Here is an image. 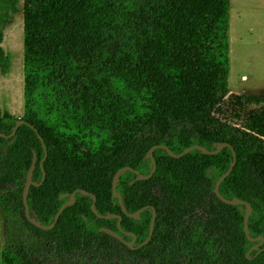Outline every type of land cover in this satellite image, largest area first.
Instances as JSON below:
<instances>
[{
	"label": "trees",
	"instance_id": "trees-1",
	"mask_svg": "<svg viewBox=\"0 0 264 264\" xmlns=\"http://www.w3.org/2000/svg\"><path fill=\"white\" fill-rule=\"evenodd\" d=\"M23 115L0 117V210L6 241L1 264H264L249 249L244 206L218 200L213 188L232 161L194 150L180 159L153 155L156 170L133 182L127 171L112 197L115 173L143 175L155 145L174 154L199 145L228 143L236 153L220 184L227 200L248 202L251 238H264V97L229 95V0H23ZM2 37L0 36V42ZM39 187L27 196L29 215L49 226L75 190L96 197L100 215L122 216L135 235L130 250L99 232L117 233V219H97L92 199L77 193L54 227L43 231L24 217L22 190L33 154ZM22 232L32 236L29 246ZM130 242L132 237L121 234Z\"/></svg>",
	"mask_w": 264,
	"mask_h": 264
},
{
	"label": "rangeland",
	"instance_id": "rangeland-1",
	"mask_svg": "<svg viewBox=\"0 0 264 264\" xmlns=\"http://www.w3.org/2000/svg\"><path fill=\"white\" fill-rule=\"evenodd\" d=\"M14 1L22 11L23 0ZM4 38L3 35L2 40ZM14 40L15 37L12 36L5 42V48L9 50L5 52L9 58V67L3 73L0 70V110L14 113L19 118L23 109L20 92L23 65L20 43H15ZM228 41L229 95L264 97V0H229ZM6 58L3 57L2 60ZM5 226L0 210V254L6 241ZM29 235L22 232V238L26 239L27 244L35 246L37 241Z\"/></svg>",
	"mask_w": 264,
	"mask_h": 264
},
{
	"label": "water",
	"instance_id": "water-1",
	"mask_svg": "<svg viewBox=\"0 0 264 264\" xmlns=\"http://www.w3.org/2000/svg\"><path fill=\"white\" fill-rule=\"evenodd\" d=\"M21 125H28L31 129H33L37 133V131L34 129L33 126H30L25 121H23L21 119H18L15 122V125H14V128L12 129V132L8 136L0 133V138H3V139L12 138ZM38 138H39V140H40V142L42 144V148H43V151H44V157L40 161V168H41V171H42V179H41L40 183H38V184H36L35 182L32 181V175H33V172H34V169H35V165H36V161H37L36 155L33 154L31 165H30V168H29V170H28V172L26 174L25 183H24L23 190H22V195H21L23 209H24V217L29 223H31L33 226H35L36 228H38L40 230H43V231H48V230L52 229L54 227V225L56 224L57 220L59 219V217H60L61 213L63 212V210L66 207H69V206H71V205H73L75 203V196H76L77 193H79V194H82V195H85V196H89L92 199L91 211H92L93 214H95L97 219H117L116 225H117V228L119 230V233H117V232H115V231H113L111 229H107V228H101V229H99V232L105 233L106 235L118 240L120 243H122L124 246H126L130 250H137V249L143 247L144 245L148 244V242L150 241V239H151V237L153 235L154 223H155V219H156V211L153 208H152V217H151L150 224H149L148 237L146 238V240L142 244L138 245L137 247H133V244L135 243V235L132 234V233L124 232L121 229L122 216H120V215H110V214H107V215L103 216V215L98 214L97 211H96V208H95L96 197L94 195L88 193L87 191H84V190H75L71 194H65V195H61L60 196L61 199L62 198H67V201H65L61 205V207L59 208L58 212L56 213V215L54 217V220L51 223V225L44 226L41 223L37 222L36 220L32 219L30 217V215H29L27 196H28L29 189L32 186L33 187H39L42 184V182L44 181L45 174H44V170H43V167H42V162L46 159V156H47V150H46V147L44 146L43 140H42V138L39 135H38ZM213 147H214V149L212 151H210V150L205 149L202 146L193 145V146H190L188 148H185L179 154H174L171 151V149L168 148L165 145L152 146L148 150L147 154L144 157L145 159H148L150 161L151 169H150L149 173L146 174V175H143L140 172H138V171H136V170H134V169H132L130 167H123V168L119 169L115 173V175L113 176L112 188H111L112 189V197L117 199L118 205H119V207L121 209V212H122V214L124 216H126L128 218H131V219L139 220L140 219V213H142L144 210H147L148 207H143V208L137 210L134 213H128L125 210L124 205H123L122 197L116 191V184L118 182V179H119L120 175H122L123 173H125L127 171H130V172H132L135 175V179H134L133 182L149 180L153 176V174H154V172L156 170V162H155V158H154L153 153L157 149L164 150L173 159H180L183 156L187 155L188 153H190L191 151H194V150L200 151L202 154H205V155H216L219 152H221L223 149L227 148L231 152L232 161L230 163V166H229L228 170L224 174H222L218 178V180L216 181L215 186L213 188V193H214L215 197L218 200H220L222 203H224L226 205H230V206H244V207H246V212H245L244 218H243V229H244V233H245V236H246L247 240L250 243H255V245L252 246L249 249V251L247 252V257L249 255V253L251 251H254V250H256L257 254H259V253L264 251V238L263 237H257V238L253 239V238H251L249 236L248 219H249V217L252 214L251 205L248 202H245V201H242V200H238V199L227 200L219 192L220 184L231 174L232 170L234 169V166H235V163H236L235 150L233 149V147L230 144L225 143V142H223V143H215L213 145ZM121 234L132 237V240L130 242L125 241L122 238Z\"/></svg>",
	"mask_w": 264,
	"mask_h": 264
},
{
	"label": "crops",
	"instance_id": "crops-1",
	"mask_svg": "<svg viewBox=\"0 0 264 264\" xmlns=\"http://www.w3.org/2000/svg\"><path fill=\"white\" fill-rule=\"evenodd\" d=\"M15 2L16 1L14 0H0V36L3 37L4 35L5 37L4 40L0 42V54H1L0 55V70L2 73L5 70H7L9 67V58H8V55H6L5 53L9 50L5 48V46L7 45V43L5 42L9 40L12 36L15 37V40H14L15 43H18V42L20 43V48L22 51V65H23V28H22L23 6H22V11H21ZM18 15H19V19H18ZM19 23L21 24V27H19ZM3 57L4 58L7 57V58L2 60ZM10 91H11V88H10ZM20 92H21V103H22L23 80L20 83ZM22 115H23V109H22ZM22 115L19 118H21ZM3 116L15 117V114L0 110V117H3Z\"/></svg>",
	"mask_w": 264,
	"mask_h": 264
}]
</instances>
